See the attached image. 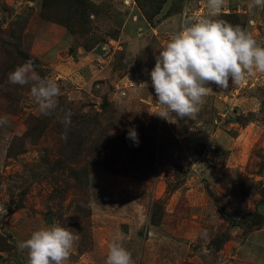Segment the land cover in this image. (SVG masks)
<instances>
[{
    "label": "rangeland",
    "instance_id": "obj_1",
    "mask_svg": "<svg viewBox=\"0 0 264 264\" xmlns=\"http://www.w3.org/2000/svg\"><path fill=\"white\" fill-rule=\"evenodd\" d=\"M251 2L224 0L220 18L264 44ZM207 12V0H0V264H27L18 244L53 223L78 233L70 264H104L113 239L135 264H264V73L209 84L194 119L155 115L158 50ZM21 54L60 87L50 115L31 84L8 83Z\"/></svg>",
    "mask_w": 264,
    "mask_h": 264
},
{
    "label": "clouds",
    "instance_id": "obj_2",
    "mask_svg": "<svg viewBox=\"0 0 264 264\" xmlns=\"http://www.w3.org/2000/svg\"><path fill=\"white\" fill-rule=\"evenodd\" d=\"M223 4L224 0H207V15L183 21L158 50L150 77L160 108L155 115L160 118L194 119L212 91L209 84L226 90L230 81L238 85L257 72L264 73V44L240 25L220 18ZM248 7L264 8V0H252ZM7 80L13 85L31 84L30 93L41 114L50 115L57 108L62 94L59 85L41 78L31 60L10 71ZM71 115L68 110L61 120L65 128L71 124ZM7 123V117H0V126ZM128 137L138 144L134 128L128 130ZM62 139L67 140V135ZM78 238L74 230L53 223L33 231L18 248L27 251V264H70ZM107 247L104 264H135L120 240L113 239Z\"/></svg>",
    "mask_w": 264,
    "mask_h": 264
},
{
    "label": "trees",
    "instance_id": "obj_3",
    "mask_svg": "<svg viewBox=\"0 0 264 264\" xmlns=\"http://www.w3.org/2000/svg\"><path fill=\"white\" fill-rule=\"evenodd\" d=\"M45 2H46V0H45ZM79 3H81V2H79ZM21 57H23L26 61L30 60L29 57L26 55L21 54Z\"/></svg>",
    "mask_w": 264,
    "mask_h": 264
}]
</instances>
